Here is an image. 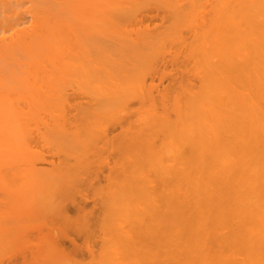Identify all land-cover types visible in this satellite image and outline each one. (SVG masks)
I'll list each match as a JSON object with an SVG mask.
<instances>
[{"label":"bare ground","instance_id":"1","mask_svg":"<svg viewBox=\"0 0 264 264\" xmlns=\"http://www.w3.org/2000/svg\"><path fill=\"white\" fill-rule=\"evenodd\" d=\"M168 69L172 113L156 116ZM71 100L99 117L89 135L120 128L122 150L150 155L163 135L168 198L126 264H264V0H0V182Z\"/></svg>","mask_w":264,"mask_h":264},{"label":"rangeland","instance_id":"2","mask_svg":"<svg viewBox=\"0 0 264 264\" xmlns=\"http://www.w3.org/2000/svg\"><path fill=\"white\" fill-rule=\"evenodd\" d=\"M172 78L168 69L154 81L150 93L156 116L164 108L172 113V94L166 95ZM71 101L63 121L58 113L51 120L60 132L58 127L52 134L41 131L25 158L5 170L15 180L0 182V227L10 231L6 243L0 240V264H126L133 252L139 259L147 256L150 239L142 223L148 211L159 215L168 198L160 166L164 151L160 128L154 133L152 154H146L144 144L137 151L122 150L120 128H109L107 139L95 131L89 135L83 129L98 123L99 117L88 114L80 100ZM134 105L123 120L125 128L140 121L143 109ZM108 120L104 124L113 122ZM62 127L71 130L64 134ZM133 157L137 168H128ZM157 239L158 235L155 245Z\"/></svg>","mask_w":264,"mask_h":264}]
</instances>
